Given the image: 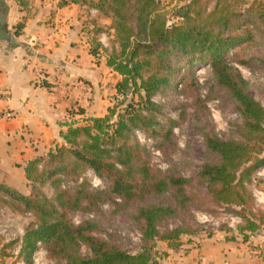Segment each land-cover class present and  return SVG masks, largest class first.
<instances>
[{"label": "trees", "instance_id": "16d2710c", "mask_svg": "<svg viewBox=\"0 0 264 264\" xmlns=\"http://www.w3.org/2000/svg\"><path fill=\"white\" fill-rule=\"evenodd\" d=\"M177 1L181 5L172 19L162 0H82L112 19L118 51L104 48L98 36L107 31L96 29L90 53H104L107 66L122 80L104 117L80 121L74 117L82 110L73 111L59 134L61 142L26 164L28 195L0 185V209L32 218L20 239L1 248L19 246L11 264H32L39 248L53 264H156L163 256L160 244L174 249L183 237L200 234L192 211L207 205L240 219L231 238L247 243L253 235L262 236L256 247L264 255V209L250 190L264 168V106L246 94L247 82L229 64L249 66L239 52L254 38L250 27L264 29V0ZM197 66L211 71L214 86L225 90L241 118L231 139H219L205 119L206 102L194 78ZM191 86L192 107L204 117V124L195 126L209 158L196 177L185 178L171 163L177 122L164 117L152 97L171 92L187 98ZM136 132L150 145L142 144ZM154 152L165 170L153 166ZM88 170L106 182L105 189L91 188L83 176ZM66 181L72 190L64 187ZM104 206L111 218L126 217L138 231L139 251L123 249L96 221L73 224L74 215L100 216Z\"/></svg>", "mask_w": 264, "mask_h": 264}, {"label": "crops", "instance_id": "0c3cea01", "mask_svg": "<svg viewBox=\"0 0 264 264\" xmlns=\"http://www.w3.org/2000/svg\"><path fill=\"white\" fill-rule=\"evenodd\" d=\"M22 1L0 0V90L8 94L7 99H0V185L28 195L26 164L61 142L59 134L73 111L82 110L74 117L80 121L104 117L117 96L116 85L122 76L107 66L104 53L100 51L95 57L90 53L96 29L107 31L113 40L106 49L118 51L110 17L82 0ZM21 23L23 27L16 34ZM103 35L107 36L99 35V42ZM31 64L45 73L46 87L31 83ZM2 111L11 112L13 118H1ZM15 173L22 175L19 188L10 185ZM2 210L14 218L11 237L17 234L16 239H20L26 224L20 229L14 221L22 215ZM237 225L230 226L229 221L227 230L183 237L182 245L174 249L162 243L159 250L163 256L156 264H261L246 247L248 242L231 238ZM259 237L261 245L263 237ZM8 240L0 239V264L1 260L14 262L18 252L19 246L13 251L1 249Z\"/></svg>", "mask_w": 264, "mask_h": 264}, {"label": "rangeland", "instance_id": "374dc122", "mask_svg": "<svg viewBox=\"0 0 264 264\" xmlns=\"http://www.w3.org/2000/svg\"><path fill=\"white\" fill-rule=\"evenodd\" d=\"M165 11L169 14L170 18L176 15V9L181 5L177 0H162ZM253 30L254 38L250 44L240 50V57L248 59L250 61L249 66L240 65L234 62L229 63L241 78L247 82L248 89L246 94L253 98L255 101L264 106V29L261 26L251 28ZM100 42L106 45L107 48L112 46L113 40L108 36H101ZM194 78L197 81L198 95L201 99L206 102L207 117L205 118L209 124L212 125L215 134L219 139H231V131L234 124L241 122L239 114L234 110L228 94L225 90H221L214 86L211 71L206 67H194ZM187 98H182L176 93L167 92L165 94H157L152 97V101L161 108L162 115L168 119L177 122V126L173 129V134L177 143V150L171 156L172 166H175L182 176L185 178L196 177L198 169L201 165L208 160L205 152L204 145L202 143V136L196 130V121L198 125H203L204 117L201 113L196 115L195 110L192 107V102L195 97L193 94L192 86L189 88ZM141 143L150 145V142L144 141L143 137L140 136ZM152 164L156 169L165 170L167 165L164 163L163 158L160 154L154 152L152 155ZM87 179L93 190H103L106 188V182L101 181V184L93 188L91 182H93V175L90 170L85 172L83 175ZM10 185L14 188H19L22 183V175L15 173L11 175ZM9 182V181H8ZM64 187L73 189V184L66 181L63 184ZM253 188V187H252ZM251 188V189H252ZM253 194L256 195V203L259 207L264 209V169L260 170L256 175ZM45 194L50 197L52 195L51 190L46 186L43 188ZM195 191H199L198 187L195 186ZM6 217L10 220L14 218L5 210ZM194 220L200 228V233L205 232L212 233L213 229H225L229 223L227 212L224 208H217L207 205L204 210H193L192 211ZM204 215L211 218V221L200 224L197 217ZM22 217V218H21ZM209 219V218H208ZM32 218L30 216H18V219L14 221V225L20 229L27 225ZM78 220H92L100 223L107 233L114 234L122 245L123 249L129 252H137L141 248V238L138 231L134 226L126 219V217H110L108 213V207L102 208V214L100 216L89 217V215H74L72 222L76 225ZM210 220V219H209ZM172 224V223H170ZM13 228V227H12ZM12 228H10L12 230ZM17 233V229L15 230ZM19 235V234H18ZM0 239L4 237L0 236ZM17 237V234H15ZM7 238H11L10 232H8ZM261 238L257 235H253L249 242L246 244L254 256L258 255L261 264H264V255L258 253ZM8 243V242H7ZM5 245V244H4ZM245 250V249H244ZM247 252V249L245 250ZM6 253V252H5ZM9 253V252H8ZM82 253L86 255L85 249ZM1 264H10L12 260H1ZM250 264V263H248ZM253 264V263H252Z\"/></svg>", "mask_w": 264, "mask_h": 264}, {"label": "built area", "instance_id": "2783aa9c", "mask_svg": "<svg viewBox=\"0 0 264 264\" xmlns=\"http://www.w3.org/2000/svg\"><path fill=\"white\" fill-rule=\"evenodd\" d=\"M101 44H102V46L104 48H107L105 44H103V43H101ZM30 66H31V74H32L31 83L34 86H36V87H46V85H45V73L43 72V70L40 69V68H38V67H36L34 64H31ZM81 87H82V85H81ZM7 97H8L7 92L0 90V99H7ZM1 118L9 121V120H11L13 118V115L9 111H2ZM136 135H137V137H138V139H139L140 142H141V139H140L139 135L143 137V140L144 141H146L145 138H144V136L140 132H136ZM148 142H150V141H148ZM156 153H158V152H156ZM262 169H264V168H262ZM262 169H260V170H262ZM259 171H257L256 175L259 173ZM91 172H92V175H93V182H91V185L93 186V188H96V187H98L101 184V181L102 180L99 179L93 173V171H91ZM256 175L253 178V184L250 187V190H251L252 196L254 197L255 204H256V206H258L257 203H256V199H255L256 198V195L253 194V190H252L254 188V183H255ZM26 216H29V215H26ZM227 216H228L229 221H230V226L240 223V219L239 218L232 217L230 215H227ZM89 217H93V215H89ZM13 220H10L8 217H6V214L3 212L2 209L0 210V236L4 237L6 240L9 239V238H7V236H8L9 229L11 227L10 224L13 222ZM197 220H198V222L200 224H205V223L211 221V218L210 217H207V216H204V215H200V217H197ZM80 221L81 220L76 221V225H78ZM14 239H16V237ZM10 241H12V240L9 239L7 242L9 243ZM14 254H17V250L15 251ZM32 264H53V262L47 259L46 251L43 250L42 248H39L32 255Z\"/></svg>", "mask_w": 264, "mask_h": 264}]
</instances>
